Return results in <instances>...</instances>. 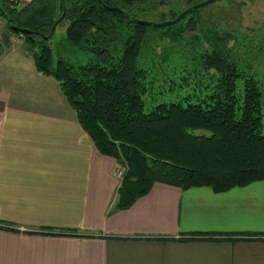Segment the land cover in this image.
<instances>
[{
  "label": "trees",
  "instance_id": "obj_1",
  "mask_svg": "<svg viewBox=\"0 0 264 264\" xmlns=\"http://www.w3.org/2000/svg\"><path fill=\"white\" fill-rule=\"evenodd\" d=\"M146 1L101 0L99 5L96 0H29L18 6L19 0H0V18L9 34L38 46L30 55L34 70L57 83L98 153L124 167L115 210L127 209L155 183L221 193L264 180L262 93L251 76L237 69L236 58H231L236 41L232 33L202 31L207 50L186 59L191 70L166 66L174 74L178 69L182 86L193 85V92L201 80L196 71H210L213 85L207 93L197 97L186 91L174 102L144 110L143 97L155 79L151 66L145 67L151 58L148 26L135 23L132 13ZM102 5L121 13L106 12ZM60 24H66V43L89 55L84 63L56 58L52 64L48 40L39 37ZM194 28V20L189 19L178 32H166V49L170 53L178 49L182 34ZM20 30L28 31L29 37ZM157 57L164 61L162 53ZM0 230L15 232L6 225H0Z\"/></svg>",
  "mask_w": 264,
  "mask_h": 264
},
{
  "label": "crops",
  "instance_id": "obj_2",
  "mask_svg": "<svg viewBox=\"0 0 264 264\" xmlns=\"http://www.w3.org/2000/svg\"><path fill=\"white\" fill-rule=\"evenodd\" d=\"M117 167L51 77L3 66L0 225L15 232L0 230V264H264V180L221 193L155 183L115 210Z\"/></svg>",
  "mask_w": 264,
  "mask_h": 264
},
{
  "label": "rangeland",
  "instance_id": "obj_3",
  "mask_svg": "<svg viewBox=\"0 0 264 264\" xmlns=\"http://www.w3.org/2000/svg\"><path fill=\"white\" fill-rule=\"evenodd\" d=\"M28 1L19 0L18 6ZM204 1L206 0H147L132 15L135 20L158 24L170 21L174 19L172 18L174 14L177 16L182 11ZM189 19L195 22L194 31L183 33L182 46L178 49L173 48L170 53V50L166 49L168 41L163 37L164 34L178 32L184 28ZM65 27L66 24L56 26L52 36L48 39V46L52 50V64L56 58H62L74 65L84 63L89 55L66 43L64 40ZM147 29L151 58L145 67L151 66L150 73L155 82L143 97L145 111L158 103L174 102L186 91L192 93L193 85L182 86L177 75L178 69L174 70V74L173 70L166 66L170 63L174 66H185L191 70L190 62L185 64L186 59L207 50V43L201 32L212 31L218 34V31H226L236 38L231 58H236L237 69L243 75L251 76L262 93L261 132L264 133V0H216L193 10L173 25L160 28L148 26ZM37 51V45L26 44L21 38L9 34L5 29L4 21L0 18V70L3 66L9 67L10 63L15 62L21 67L27 66L33 70L30 55ZM159 53H162L163 62H160L157 57ZM199 71H196V75L201 80L193 92L197 97L207 93L213 85V80L211 82L209 79L210 71L207 73ZM169 86H172L174 90L170 91ZM237 92H240V81H237ZM119 169L123 171L124 167L118 166L116 170Z\"/></svg>",
  "mask_w": 264,
  "mask_h": 264
},
{
  "label": "water",
  "instance_id": "obj_4",
  "mask_svg": "<svg viewBox=\"0 0 264 264\" xmlns=\"http://www.w3.org/2000/svg\"><path fill=\"white\" fill-rule=\"evenodd\" d=\"M213 1H216V0H206V1H204V2H201V3L197 4V5H194V6L190 7V8H188V9L182 11V12L179 13L174 19H172V20H170V21L161 22V23H158V24L148 23V22H145V21H138V20H134V21H135V23H137V24H139V25H142V26H152V27H154V28H160V27L170 26V25H173V24L177 23L182 17H184L185 15L189 14V13L192 12L193 10H195V9H197V8H199V7H202V6H204V5H207V4H209V3L213 2ZM96 2H97V4H99V5L102 4V3H101V0H96ZM102 8H103V10H105L106 12H116V13H121V10H119L118 8H115V7H107V6L102 5ZM54 28H55V25H53V26L50 28V32H49V34H48L46 37H44V36H40V37H39L40 40H41V41H44V42L47 41V40L51 37V35H52L53 31H54ZM19 33H21V34H23V35H25V36H27V37H29V35H30V33H29L28 31H25V30H20Z\"/></svg>",
  "mask_w": 264,
  "mask_h": 264
},
{
  "label": "built area",
  "instance_id": "obj_5",
  "mask_svg": "<svg viewBox=\"0 0 264 264\" xmlns=\"http://www.w3.org/2000/svg\"><path fill=\"white\" fill-rule=\"evenodd\" d=\"M21 36H19V38H20ZM114 177L116 178V179H118L119 181L121 180V177H122V170H116L115 172H114Z\"/></svg>",
  "mask_w": 264,
  "mask_h": 264
}]
</instances>
